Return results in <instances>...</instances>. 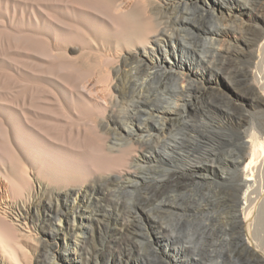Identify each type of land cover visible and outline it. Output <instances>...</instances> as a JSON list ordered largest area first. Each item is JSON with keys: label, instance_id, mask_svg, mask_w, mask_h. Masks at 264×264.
Masks as SVG:
<instances>
[{"label": "bare ground", "instance_id": "1", "mask_svg": "<svg viewBox=\"0 0 264 264\" xmlns=\"http://www.w3.org/2000/svg\"><path fill=\"white\" fill-rule=\"evenodd\" d=\"M213 165L234 197L223 229L264 264V0H0V264L44 241L45 264H220L210 223L182 229Z\"/></svg>", "mask_w": 264, "mask_h": 264}, {"label": "rangeland", "instance_id": "2", "mask_svg": "<svg viewBox=\"0 0 264 264\" xmlns=\"http://www.w3.org/2000/svg\"><path fill=\"white\" fill-rule=\"evenodd\" d=\"M240 18L242 21L245 22L249 19V15L247 13H245L244 15H241ZM226 38L232 40L234 38V35H232V36L228 35ZM224 42H226V40ZM194 77H198V79L206 81V79L209 77V73L208 72L195 73ZM219 87L222 90H224L226 93L230 94L231 99H233L235 102H238V103L242 104L243 106L245 105V103L243 102V99H244L243 95L244 94H242L241 91L240 92L237 91L236 89H235L236 91L234 90V92H233L232 86L229 84V82L225 78L221 77V82H220ZM232 92L234 95H231ZM244 108L247 110V111L245 110L246 114L249 115L252 120H255V118H257L258 114L255 113L252 110V108H249L246 105L244 106ZM251 130L252 129H251L250 124H248L246 126V128L243 130L242 133L245 135L246 139L249 138L248 135L251 132ZM176 131L179 132V134H180L182 131L181 126H179L176 129ZM224 131L227 134L233 133L231 130H224ZM185 144H186L187 149H183V150L178 149L177 152L173 153L174 155L178 156V161H174L173 163H171L170 169L174 168V166H176V165H179L181 163V161L183 160V158L181 160V157H183V154H186V152L188 150H190L191 142L186 141ZM187 145H189V146H187ZM207 145L209 146V148L211 147L215 151H219L221 153H225L227 150L234 149V148L239 149L241 151L242 155L245 157L244 162H247L248 159L250 160V155L248 153L249 152L248 147L240 148V146H238L237 144H234V145H228L227 144V145L218 146L217 142L215 140H209L207 142ZM232 147H234V148H232ZM212 167H213V169H209L207 171H204L208 175L207 178H205L204 180L198 181V183L195 185H192V187L190 186V188H189L190 190L187 191L189 193V195H191V197L193 198V200L195 201L196 204L203 205L204 212L201 211V215H199V217L201 219L200 220L189 219V221H186L182 225V229L184 231L189 232V233H194L195 227L201 221H204V219H205V221L210 223L211 227H210L209 231L207 232V234L203 238L199 237L198 240L202 242L205 239H207L206 245L209 249L214 250V252L216 251L215 248H217L219 250V253H217V252L212 253V255L214 256V258L219 257L220 264H254L253 262L249 261L248 254H245L242 252L240 253V250H238L237 242H236V234L233 231L226 232V230L223 229V227L225 225L224 223H225V218L227 216V213L232 212V204L234 203V197L231 194L229 184L226 183L227 180H225L220 175L221 169L217 165H213ZM166 168H168V165H166ZM173 188L174 187L170 186L169 188L166 189L167 194L169 196H172L173 194L176 196L175 193H178ZM262 189L264 190V181H262V183L259 182V184H257L255 186V188H254L255 192L253 193L254 196L260 194L262 192ZM190 192H192V194L197 196V197L192 196V194ZM183 193H186V192H183ZM200 195L204 196V197H201ZM263 195H264V193H263ZM184 200L189 202L192 199L189 200L187 198V200H186L184 198ZM205 207H206V209H205ZM164 215L167 217H174L175 216L174 213H171V212L164 213ZM37 218H38L37 215L34 216V222L36 221ZM171 221H170V223H172ZM227 233L229 234V237L231 238L230 244H228V245H226V243L223 241L221 242V239L225 238L227 236ZM257 234H258V237L262 239V241L260 239V243L263 244L264 243V205H262V208L260 210V216H259L258 222H257ZM251 238H252V236H251ZM152 246H153L155 253L160 256L161 253L159 252V249H157L155 244H153V243H152ZM214 246H216V247H214ZM47 247L49 248L46 241H44L41 246L33 245L31 247V253L29 254V257L27 259V263L28 264H45L47 262V259H45V254L47 253ZM142 247L143 248L147 247L145 242L142 243ZM261 248L264 249V244H263V246L261 245ZM44 252H46V253H44ZM57 252L60 253L59 250ZM40 253H41V256H40ZM115 254H116L115 260H117L116 264H119L118 263L119 252L116 251ZM162 261L164 262V261H166V259H162ZM161 264H165V263H161Z\"/></svg>", "mask_w": 264, "mask_h": 264}]
</instances>
